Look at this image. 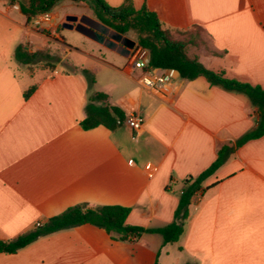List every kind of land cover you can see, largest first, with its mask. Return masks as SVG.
<instances>
[{
    "label": "crops",
    "instance_id": "0c3cea01",
    "mask_svg": "<svg viewBox=\"0 0 264 264\" xmlns=\"http://www.w3.org/2000/svg\"><path fill=\"white\" fill-rule=\"evenodd\" d=\"M105 1L117 7L125 0ZM130 1L172 31L200 26L213 51L199 54L206 68L264 89V0ZM26 2L0 0V239H16L75 205L130 207L127 223L146 228L171 223L183 180L255 129L258 108L243 93L212 86L203 76L184 79L175 70H165L174 80L169 94L146 90L127 56L94 42L93 53L79 50L56 31L73 12L53 10L49 25L36 29L20 9ZM20 44L31 52L74 50L87 62L72 63L73 70L62 69L63 59L53 69H29L14 58ZM102 48L117 57L108 60ZM96 92L126 119L140 114L142 132L135 135L126 120L114 131L82 129ZM203 188L177 242L164 244L157 233L113 241L103 229L84 225L0 253V264H264V135L235 148ZM125 243L142 244L147 257L135 248L122 251Z\"/></svg>",
    "mask_w": 264,
    "mask_h": 264
},
{
    "label": "trees",
    "instance_id": "16d2710c",
    "mask_svg": "<svg viewBox=\"0 0 264 264\" xmlns=\"http://www.w3.org/2000/svg\"><path fill=\"white\" fill-rule=\"evenodd\" d=\"M62 1L64 0H27L26 3L20 4V9L26 15L27 23L30 24L34 17L45 12H52L55 6ZM70 1L90 4L101 23L121 34L125 35L134 30L137 33L136 45L149 52L150 66L163 70H175L187 80L203 76L212 86L243 93L258 108L262 118L257 127L239 138L235 145H223L218 151L216 160L201 174L189 176L183 180L184 187L171 223L158 228H146L127 223L131 212L130 207L101 205L88 208L84 205H75L16 239H0V253H16L41 236L84 225L103 229L113 241H136L146 233H157L162 236L164 244L177 242L184 231L191 200L197 192L204 190V181L229 159L235 148L264 135V89L258 85L227 78L223 71L210 70L199 61L198 57H190L187 54V48L197 43L200 32L203 31L200 26L194 25L185 31H172L164 27L157 15L146 6L137 10L130 0H125L121 6L117 7L109 5L105 0ZM14 58L20 63L31 64L40 60H52L55 57L45 50L31 52L24 44H20L14 52ZM59 61L58 58L57 62ZM80 72L91 83L95 82L89 70L80 69ZM32 90H29L25 97H28ZM107 98V95L101 92H96L89 97L85 107V118L80 123L82 129L90 130L105 126L110 131H114L125 122V113L119 107L108 103ZM154 264H158L157 260Z\"/></svg>",
    "mask_w": 264,
    "mask_h": 264
},
{
    "label": "rangeland",
    "instance_id": "374dc122",
    "mask_svg": "<svg viewBox=\"0 0 264 264\" xmlns=\"http://www.w3.org/2000/svg\"><path fill=\"white\" fill-rule=\"evenodd\" d=\"M54 10L60 12L61 16H63V14L65 12H73L74 14H72V15H76L78 17H80L81 15H88V16L98 20L93 8L91 7L90 4H88L86 2H73L70 0H64L60 4L56 5ZM61 21L63 23L65 21V17H62ZM31 25L36 29H38L40 27V26L35 25L34 23H31ZM45 27L46 26H44V28ZM43 31L47 36L51 37L52 39L55 38V35L52 34L51 29H44ZM56 31H60L63 34V36H65V39L67 40V42H70L72 45L79 48V50L89 51L91 53L94 52L93 50L95 48V44H93V42L94 43H97V42L89 39L88 37H85L84 35L80 34L76 30H68V29H64V28L60 27V28H57ZM124 36L136 41L137 33L134 30H131L127 34H125ZM102 47H103V45H102ZM45 51H48L49 53L54 55L55 58L52 60L36 61L34 63L28 64L27 67L29 69H35V68L53 69L59 63V62H57V59L59 58V59H63V61H62V69L63 70H73L72 63L77 64V65H81V64H86V62H87L86 57L82 56V54H80L74 50L70 51L67 54H63L61 52V50L58 48H48V49H45ZM102 52L105 54V56L108 60H113L112 57H117L112 52L105 50L103 48H102ZM202 52L203 53L206 52L209 54L213 53V51L209 45V42L206 38V35L203 31L200 32L199 39H198L197 43L195 45H189L187 48V54L190 57H195V56L199 57V54H201ZM118 59L123 61L124 63L127 62L126 59L124 60V59L119 58V57H118ZM120 66L122 67V65H120ZM25 80H28V78H25ZM150 244L152 246L151 249H154V243L150 242ZM135 245L133 243H125V244H120L119 247H122L124 249L122 251H124V252H127L128 249L130 251V250H133L135 248V251L137 252V254L146 258L147 253H146L145 248L142 246V244H138L139 246L138 245L135 246Z\"/></svg>",
    "mask_w": 264,
    "mask_h": 264
},
{
    "label": "built area",
    "instance_id": "2783aa9c",
    "mask_svg": "<svg viewBox=\"0 0 264 264\" xmlns=\"http://www.w3.org/2000/svg\"><path fill=\"white\" fill-rule=\"evenodd\" d=\"M50 12L42 13L33 18V23L37 26H46L51 22ZM129 68L131 72L139 71V83L146 89L155 91L159 94L166 95L171 92L174 80L171 73L160 68H155L149 64V52L142 47H135L130 51ZM127 126L139 135L144 128V118L140 114H131L126 119ZM37 224L36 227H40Z\"/></svg>",
    "mask_w": 264,
    "mask_h": 264
},
{
    "label": "water",
    "instance_id": "95a60500",
    "mask_svg": "<svg viewBox=\"0 0 264 264\" xmlns=\"http://www.w3.org/2000/svg\"><path fill=\"white\" fill-rule=\"evenodd\" d=\"M62 28L76 30L85 37L127 57L136 45V41L88 15H81L80 17L67 15L62 23Z\"/></svg>",
    "mask_w": 264,
    "mask_h": 264
}]
</instances>
